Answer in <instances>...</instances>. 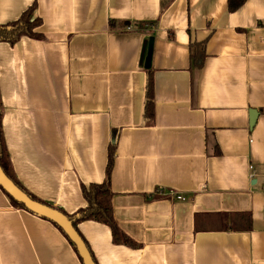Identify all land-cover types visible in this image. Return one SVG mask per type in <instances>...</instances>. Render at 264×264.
I'll use <instances>...</instances> for the list:
<instances>
[{"label": "crops", "instance_id": "crops-1", "mask_svg": "<svg viewBox=\"0 0 264 264\" xmlns=\"http://www.w3.org/2000/svg\"><path fill=\"white\" fill-rule=\"evenodd\" d=\"M33 4L42 37L0 42V131L21 186L73 214L114 144L113 217L138 245L79 222L95 264H264V0H0V24ZM0 264L82 262L0 188Z\"/></svg>", "mask_w": 264, "mask_h": 264}, {"label": "trees", "instance_id": "trees-1", "mask_svg": "<svg viewBox=\"0 0 264 264\" xmlns=\"http://www.w3.org/2000/svg\"><path fill=\"white\" fill-rule=\"evenodd\" d=\"M244 2L245 0H227L228 10L230 12H233L237 10ZM33 11H34V4L30 6L28 9H26L17 20L11 21L6 24H0V42H7L10 44H14L22 36H28V37L36 38V39L41 38L42 34L35 30L40 25V19L33 17ZM189 58H190V64L192 65V67L201 68L203 66L204 59H205V42L204 41L191 42L189 44ZM143 113H144L145 118L150 119V120L153 119V116H154L153 79H152V72L150 68L148 69L147 79H146L145 102L143 106ZM113 158H114V144H111L108 149V160H107V165L105 169V179L101 183H90L88 185H82L81 191H82V195L84 199L86 200V206L83 208H80L73 214H67L61 211L60 209L55 208L54 206L36 198L35 196L27 192L21 186V184L16 179L13 173V170L11 168L8 155L5 150L3 140H2L1 131H0V166L3 172L13 181V183H15V185H17L21 190H23L30 198L61 212L66 217V221L68 222V224L73 226L76 229V231H77L76 226L79 222L86 221V220H93L96 222L103 223L110 228L114 243L124 244L130 247H136L138 244L132 241L126 234H124L118 228L114 220V217H113L112 202H111L112 192L110 189V173H111V169L113 165ZM0 188L9 197L14 207L25 209L35 215H38L46 220H49L56 227H58L59 230L68 239L70 244L74 247L82 264H84L82 261V258L80 257L76 249L75 243L67 236L64 229L60 225H58L56 222L49 219L48 217L42 216L40 214H37L29 210L24 205V203L13 198L1 186ZM248 225L250 227L249 223Z\"/></svg>", "mask_w": 264, "mask_h": 264}, {"label": "water", "instance_id": "water-1", "mask_svg": "<svg viewBox=\"0 0 264 264\" xmlns=\"http://www.w3.org/2000/svg\"><path fill=\"white\" fill-rule=\"evenodd\" d=\"M153 37L150 36L147 40L145 46V55L143 66L149 69L152 60L153 51ZM257 117V111L255 109L249 110V125L252 127L255 123ZM0 186L13 198L24 203V205L31 211L40 214L42 216L48 217L49 219L60 225L67 236L75 243L76 249L82 258L84 264H95L92 257L85 245V242L78 234L76 229L68 224L66 217L56 209H53L45 204H42L36 200L30 198L23 190H21L13 181L3 172L0 166Z\"/></svg>", "mask_w": 264, "mask_h": 264}, {"label": "built area", "instance_id": "built-area-1", "mask_svg": "<svg viewBox=\"0 0 264 264\" xmlns=\"http://www.w3.org/2000/svg\"><path fill=\"white\" fill-rule=\"evenodd\" d=\"M249 169H250L251 172H253L254 171V166L250 164L249 165ZM171 194H172V192H171ZM172 195L174 196L175 194H172ZM175 198L178 199V200H184V197L182 195H175Z\"/></svg>", "mask_w": 264, "mask_h": 264}]
</instances>
